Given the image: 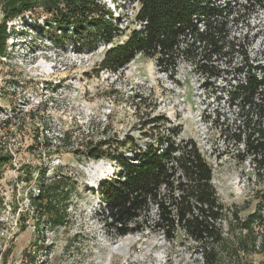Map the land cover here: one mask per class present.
<instances>
[{
	"label": "rangeland",
	"instance_id": "rangeland-1",
	"mask_svg": "<svg viewBox=\"0 0 264 264\" xmlns=\"http://www.w3.org/2000/svg\"><path fill=\"white\" fill-rule=\"evenodd\" d=\"M100 1L111 10L120 32L91 49L74 46L75 35L69 31L72 38L55 37L41 12L6 23L5 53L0 55V150L12 159L0 171V264H208L202 254L209 249L184 232L170 240L150 229L117 237L104 224L101 185L116 179L121 168L112 159L87 158L86 147L109 141L102 148L105 154L132 160L130 138L142 152L153 142L149 127L142 126L149 115L167 118L162 134L182 146L196 144L213 169L212 184L224 206L219 222L224 243L215 264H246L242 252L235 254L246 233L236 218L244 222L257 209L263 220L253 224L258 239L248 259L264 261L259 248L264 178L252 164L240 162L241 147L224 133L239 124L237 110L228 107L229 88L223 89L235 74L218 80V91L208 88L205 78L185 62L172 76L154 59L140 55L116 71L100 70L106 52L140 30L137 0ZM248 1L228 0L234 11L223 13L228 40L242 42L247 35L249 57L264 63V8L240 16ZM240 61L236 54L234 63ZM40 173L49 182L65 177L67 219L50 226L45 218L38 231L30 198L37 193ZM156 216L152 204L149 223Z\"/></svg>",
	"mask_w": 264,
	"mask_h": 264
},
{
	"label": "trees",
	"instance_id": "trees-1",
	"mask_svg": "<svg viewBox=\"0 0 264 264\" xmlns=\"http://www.w3.org/2000/svg\"><path fill=\"white\" fill-rule=\"evenodd\" d=\"M137 2L135 21L140 24V30L134 31L124 44L109 49L99 65L100 70L116 71L140 55L154 59L162 72L172 76L179 70L180 63L185 62L192 64L205 78L208 88L215 87L218 91L221 88L216 85L217 81L224 80L226 74H235L234 82L228 85L226 81L223 89L229 88L225 94L228 107L237 110L239 124L234 130L227 127L225 137L241 147L240 162H249L264 178V63L249 57L247 35L242 42L228 40V20L223 13H234L230 2ZM0 5L4 13V24L0 26L3 37L0 38V55L5 53L6 23L24 18L27 13L41 12L46 25L59 39L72 38L68 31L75 35L74 46L91 49L100 41L110 42L120 32L111 10L100 0H0ZM258 8H264V0H249L242 4L240 16L254 13ZM236 54L241 58L237 65L234 63ZM148 117L142 126L149 127L147 136L153 142L142 152L130 138L127 145H130L132 160L105 154L102 148L109 145V141L91 142L86 147L87 158L112 159L118 161L121 168L116 179L101 185L107 207L101 212L104 224L117 237L150 229L161 231L170 240L184 232L194 243L209 249L204 250L202 256H206L208 264H215L219 255L217 249L224 243L219 228L224 206L212 184L213 169L196 144L182 146L162 134L161 129L169 122L167 118L162 115ZM11 159L0 150V171ZM65 180L64 176H59L55 182H49L45 173H40L36 179L38 190L31 195L30 205L34 210L33 218L38 222L37 230L45 218L50 226L66 221ZM152 204L156 205L157 216L149 223ZM236 219L241 231L246 233L237 241L235 254L242 252L244 263L254 264L248 259L258 239L253 224L262 221L263 214L257 209L244 222ZM259 245L264 250V236ZM28 264L38 262L29 261Z\"/></svg>",
	"mask_w": 264,
	"mask_h": 264
}]
</instances>
